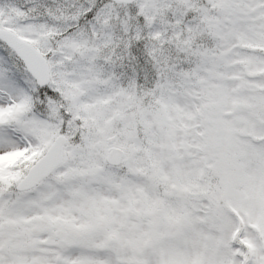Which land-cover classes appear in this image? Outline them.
Returning <instances> with one entry per match:
<instances>
[{"label":"rangeland","instance_id":"obj_1","mask_svg":"<svg viewBox=\"0 0 264 264\" xmlns=\"http://www.w3.org/2000/svg\"><path fill=\"white\" fill-rule=\"evenodd\" d=\"M0 29L50 71L0 40V264H264V0H0Z\"/></svg>","mask_w":264,"mask_h":264},{"label":"water","instance_id":"obj_2","mask_svg":"<svg viewBox=\"0 0 264 264\" xmlns=\"http://www.w3.org/2000/svg\"><path fill=\"white\" fill-rule=\"evenodd\" d=\"M119 4L131 5L137 0H114ZM0 40L10 48L21 60L24 67L35 80L39 88L43 89L50 83V71L47 59L41 55L31 44L21 40L14 33L0 29ZM68 143L65 136L59 135L46 153L28 170L27 174L20 180L16 186L18 192H28L37 188L43 181L48 179L63 164L64 151ZM124 157L123 151L114 148L111 150L107 159L112 166H119ZM161 212H158L160 215ZM98 231H104L105 225L99 224ZM32 233L37 236L51 234L55 231L53 224L46 220L40 219L31 229ZM117 242L114 236L108 237L109 245Z\"/></svg>","mask_w":264,"mask_h":264},{"label":"trees","instance_id":"obj_3","mask_svg":"<svg viewBox=\"0 0 264 264\" xmlns=\"http://www.w3.org/2000/svg\"><path fill=\"white\" fill-rule=\"evenodd\" d=\"M46 89L42 90V92H44Z\"/></svg>","mask_w":264,"mask_h":264}]
</instances>
